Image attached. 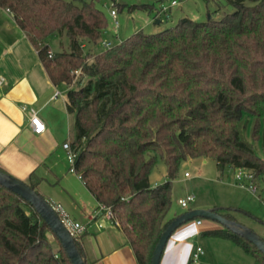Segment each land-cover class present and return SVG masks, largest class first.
<instances>
[{
	"label": "trees",
	"instance_id": "obj_1",
	"mask_svg": "<svg viewBox=\"0 0 264 264\" xmlns=\"http://www.w3.org/2000/svg\"><path fill=\"white\" fill-rule=\"evenodd\" d=\"M96 1L0 0V6L38 49L51 80L67 85L74 170L97 202L111 207L138 264H149L174 217L172 181L183 161L212 157L221 169L245 168L255 178L264 172V158L242 137L253 117V136L264 146V0H227L233 10L216 19L183 17L100 49L107 19ZM51 35L66 36L68 48L51 52ZM159 160L166 179L152 186L149 174ZM37 181L31 175L26 183L36 190ZM205 233L232 240L264 264V254L229 229ZM0 264H71L32 205L1 184Z\"/></svg>",
	"mask_w": 264,
	"mask_h": 264
},
{
	"label": "crops",
	"instance_id": "obj_2",
	"mask_svg": "<svg viewBox=\"0 0 264 264\" xmlns=\"http://www.w3.org/2000/svg\"><path fill=\"white\" fill-rule=\"evenodd\" d=\"M154 10L156 18L158 9ZM0 75L4 78L0 85V167L25 182L32 175L38 180L36 188L44 183L51 186L49 199L61 203L71 217L86 225L78 243L87 264H138L124 231L98 211V202L83 181V185L78 184L65 167L64 157L68 159L62 143L73 136V117L66 108L67 85L51 80L38 49L13 13L1 6ZM30 107L37 110L44 123L41 133L31 129L27 113ZM165 179L166 167L154 180L149 174L152 186ZM193 208H209V204L198 202L189 209ZM174 213L171 208L170 215ZM219 228L211 220H203L199 226L194 219L181 224L168 238L159 264H190L191 252L200 245L199 233ZM204 255L200 256L201 264Z\"/></svg>",
	"mask_w": 264,
	"mask_h": 264
},
{
	"label": "rangeland",
	"instance_id": "obj_3",
	"mask_svg": "<svg viewBox=\"0 0 264 264\" xmlns=\"http://www.w3.org/2000/svg\"><path fill=\"white\" fill-rule=\"evenodd\" d=\"M172 0H98L96 6L101 9L107 19V28L97 42V48H104L101 41H110L116 44L138 30L153 34L166 28L174 26L181 18L188 17L195 21H207L210 18L216 19L222 11L230 12L233 10L227 0H176L178 3L170 5ZM134 4L151 5L149 10H143ZM161 4L170 6L167 15L161 14L158 18L160 22H155L153 18L155 10ZM220 11L217 12V8ZM110 9L116 12L118 25L115 26L114 20L110 15ZM61 42V43H60ZM50 51H60L68 48V39L66 36L59 37L51 35L48 38ZM78 71L76 75H78ZM77 77V76H76ZM75 77V79H76ZM74 79V80H75ZM253 117H249L242 137L250 142L255 152L264 158V146L262 138L253 136ZM260 124L264 126V114L260 119ZM66 156V151L63 149ZM65 158V167L67 172L74 176V180L82 184L74 172H69L70 162ZM64 163V161H63ZM165 171V164L159 160L151 170V177L154 180ZM185 172L189 176H185ZM161 173V174H160ZM236 169H220L214 158L198 156L181 163L176 177L172 181V210L177 214L187 211L198 202L209 204V208L227 210L233 216L234 220L254 231L264 239V172L255 178L253 184L256 186V192L252 193L245 186H240L235 179ZM247 182V181H246ZM248 184V183H247ZM39 194L47 200L52 195L53 189L45 183L37 187ZM56 190V189H54ZM194 194L195 198L190 201L187 207H182L177 200L180 197ZM90 197V196H89ZM92 201V200H91ZM72 218H74L72 216ZM219 227L220 224L217 223ZM48 239L56 244L54 236L48 231ZM206 259L202 264H263L251 253L245 252L240 246L232 240L221 238L210 233H199L198 238ZM200 257V258H201ZM200 260V259H199ZM190 264H201L199 261H190Z\"/></svg>",
	"mask_w": 264,
	"mask_h": 264
},
{
	"label": "water",
	"instance_id": "obj_4",
	"mask_svg": "<svg viewBox=\"0 0 264 264\" xmlns=\"http://www.w3.org/2000/svg\"><path fill=\"white\" fill-rule=\"evenodd\" d=\"M208 18H210V15H208ZM156 22L158 23L159 20L157 19ZM0 184L18 194L32 205L61 243L71 264H87L84 256L75 244V238L63 225L58 214L44 196L37 193L25 181L17 179L1 170ZM173 215V219L166 225L153 248L149 264H159L165 244L173 231L181 224L195 218H203L217 222L221 227L229 229L254 244L264 254V239L246 226L238 223L234 219L227 218L212 208H193L180 214L175 212Z\"/></svg>",
	"mask_w": 264,
	"mask_h": 264
},
{
	"label": "built area",
	"instance_id": "obj_5",
	"mask_svg": "<svg viewBox=\"0 0 264 264\" xmlns=\"http://www.w3.org/2000/svg\"><path fill=\"white\" fill-rule=\"evenodd\" d=\"M176 0H172L170 4L176 3ZM169 6L161 4V6L158 8L156 16L159 17L161 14L167 15V10ZM7 11H11L9 8L6 7ZM110 15L112 16L114 20L115 26L118 25V21L116 19V12L114 9H110ZM101 44L104 48H108L112 46L110 41H101ZM51 53H49V56ZM4 83V78L2 75H0V85ZM56 92L55 94H57ZM27 113L29 116V124L31 126V129L34 133H41L44 131L45 126L44 123L42 122L41 118L39 117L37 110L35 108L30 107L27 109ZM63 149L66 151L67 159L70 162L69 170L72 172H75L74 167H73V162H74V157L75 154L71 149L70 145V140H67L62 143ZM185 176H189L187 172H185ZM235 179L238 181V184L240 186H245L249 191L252 193L256 192V186L253 184V181H255L254 174L251 170L245 169V168H236V174H235ZM247 181V182H246ZM248 183V184H247ZM195 198L194 194L187 195L186 197H180L178 198L177 202L180 204L182 207H187L190 201H193ZM52 208L56 211L58 214L61 222L63 225L67 228L69 233L73 237H77L80 234L84 233L86 230V225L75 220L72 218L68 212H66L61 203L53 201V200H48ZM98 211L107 219L112 220L115 224H118L117 220L115 219L114 213L111 209L110 206L105 205L103 203H98ZM203 218H195L194 222L196 225H201L203 223ZM203 253V249L200 245L195 246L193 251L191 252L190 255V261L197 262L200 259L201 254Z\"/></svg>",
	"mask_w": 264,
	"mask_h": 264
}]
</instances>
